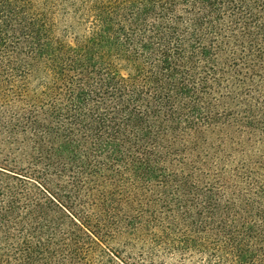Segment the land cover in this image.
Instances as JSON below:
<instances>
[{
	"label": "trees",
	"instance_id": "trees-1",
	"mask_svg": "<svg viewBox=\"0 0 264 264\" xmlns=\"http://www.w3.org/2000/svg\"><path fill=\"white\" fill-rule=\"evenodd\" d=\"M0 264H264V0H0Z\"/></svg>",
	"mask_w": 264,
	"mask_h": 264
}]
</instances>
